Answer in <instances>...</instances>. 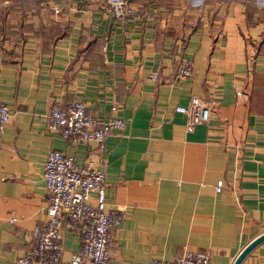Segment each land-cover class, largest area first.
I'll return each mask as SVG.
<instances>
[{"label": "crops", "instance_id": "1", "mask_svg": "<svg viewBox=\"0 0 264 264\" xmlns=\"http://www.w3.org/2000/svg\"><path fill=\"white\" fill-rule=\"evenodd\" d=\"M131 1L149 16L116 19L103 0H36L10 28L18 41H0V99L12 113L0 134V264H16L47 219L42 172L52 149L79 162L104 156L107 207L125 211L111 229L107 264L171 260L185 248L232 264L264 232L262 6ZM182 59L193 71L177 79ZM192 95L209 115L188 130L175 106ZM73 100L124 127L103 149L51 135L49 108ZM61 243L67 259L80 240L65 227ZM257 260L264 240L239 264Z\"/></svg>", "mask_w": 264, "mask_h": 264}, {"label": "built area", "instance_id": "2", "mask_svg": "<svg viewBox=\"0 0 264 264\" xmlns=\"http://www.w3.org/2000/svg\"><path fill=\"white\" fill-rule=\"evenodd\" d=\"M108 16L116 19L146 18L150 10L135 5L131 0H103ZM54 12L59 7H52ZM193 71L192 61L180 60L176 78L186 79ZM114 109V107H111ZM175 110L188 116L187 129L208 120V107L198 96L192 95L187 105ZM12 113L0 99V134L11 122ZM46 127L53 136L75 142L93 141L103 149L105 138L124 127L115 115L92 114L79 100L54 103L46 113ZM104 156L97 160L87 158L79 162L71 154L50 150L45 158L42 179L45 188L47 219L31 231V242L16 260V264H107L111 229L125 217V211L116 206L107 207L105 195ZM222 180L216 181L220 191ZM14 218H10V222ZM69 227L80 240L78 248L67 259L63 258L62 237ZM149 264H213L206 251L185 248L171 260L152 259ZM252 264H264L254 261Z\"/></svg>", "mask_w": 264, "mask_h": 264}, {"label": "rangeland", "instance_id": "3", "mask_svg": "<svg viewBox=\"0 0 264 264\" xmlns=\"http://www.w3.org/2000/svg\"><path fill=\"white\" fill-rule=\"evenodd\" d=\"M250 2L253 6H256L255 4L262 6V14L258 15L264 17V0H250ZM36 8V0H0V41H5L6 45L18 41V38L11 34L10 28L14 23L21 21L27 10L33 12Z\"/></svg>", "mask_w": 264, "mask_h": 264}, {"label": "water", "instance_id": "4", "mask_svg": "<svg viewBox=\"0 0 264 264\" xmlns=\"http://www.w3.org/2000/svg\"><path fill=\"white\" fill-rule=\"evenodd\" d=\"M264 240V232L249 242L237 255L232 264H239L241 260L248 254V252L256 246L259 242Z\"/></svg>", "mask_w": 264, "mask_h": 264}]
</instances>
